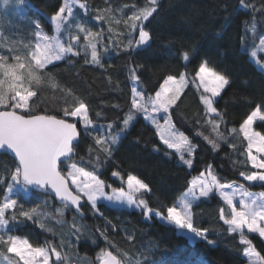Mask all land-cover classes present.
<instances>
[{
  "label": "snow or ice",
  "instance_id": "obj_1",
  "mask_svg": "<svg viewBox=\"0 0 264 264\" xmlns=\"http://www.w3.org/2000/svg\"><path fill=\"white\" fill-rule=\"evenodd\" d=\"M3 3L7 6L9 0H3ZM105 3L107 5V0ZM19 4L23 5L24 0H19ZM239 5L251 14L249 20L242 21L244 27L240 35L241 46H246L251 33L253 40L258 39L260 48L264 49V33L257 34L256 31L257 14L261 21H264V0H260L259 7L251 0L248 2L239 0ZM124 7H131V14L117 19L110 6L93 9L87 0H61L56 10L48 17L54 35H49L45 31L39 19L29 21L34 40L27 43L22 39H10L0 31V151L13 154L16 161L10 169H5V174H0V185L6 187L0 200V264H52L53 255L57 262L67 259V254L62 256L58 247L73 246L71 240L66 241L64 238L60 240L58 246L48 241H45L44 245H34L26 236L14 234L16 229L11 225L18 219L33 221L34 218L44 215L39 203L25 208L24 204L14 198L21 190L27 195L30 187L45 195L54 194L58 197L63 204L58 210L61 215L65 209L72 208L77 215L83 217L81 209L86 205L93 212L103 216L97 207L100 198L107 201H126L129 206L134 205L140 209L145 217L151 218L155 215L168 225L186 230L180 234L189 240L199 238L209 245H214L215 242L207 239L209 229L195 226L193 205L201 198H211L215 190L228 206V214L224 208L219 209V219L227 225V231L239 233L240 243L246 246L247 257L259 255L253 241L245 235V230L264 238V191L251 193L243 186L235 188L233 184L221 183L214 174V167L208 164L203 173L191 180V186L184 194V198L171 206H164L162 211L159 207L151 206L145 198L152 192L148 183L131 173L127 174L126 180L124 179L123 170L119 161L114 159V155L121 143V137L133 127L140 115L155 126L160 140L167 149H174L180 160L189 168L193 166L198 145L176 127L172 117L173 110L189 83L198 91L202 89L199 99L204 106L205 117L214 114L211 119L198 116L197 123L204 119V124L211 127L215 136L204 135L201 131H196L195 135L202 136L213 151L220 150L221 142L227 144V137L220 131L221 125L225 127L227 125L225 113L218 110L215 105L216 98L220 97L232 83L227 72L209 66L208 61L203 59L191 80L186 72H180L178 75L169 74L163 79L159 89L155 90L154 95L146 94L138 75L143 65L133 64L131 61L137 50L150 46L153 37L150 31L146 30L145 22L158 14L161 0H146L142 7L136 4ZM222 8L227 11L228 5L224 4ZM81 11L85 16L91 12L95 21L106 22L107 33L99 26L98 30L94 31L87 20L81 19ZM114 25H123L124 31L118 30ZM105 35L112 42L111 45L104 43ZM109 50L123 52L129 57L128 77L133 86L129 107L121 117L100 125L101 131L97 132V122L90 115L89 104L76 96L71 89L66 88L61 91L72 99L71 106L60 109L62 116L51 114L48 110L37 112L36 105L40 102L42 90L48 87L59 88L49 66L63 60H68L70 64L74 63L71 58L83 54L85 65L98 66L107 73L112 65H105L103 59ZM194 55L195 49H184L180 52V58L186 66ZM257 55L255 50L250 52L253 59ZM257 63L259 64V61ZM259 66L264 70V64ZM107 78L109 83H112V77L109 75ZM116 83L118 85L119 82ZM65 104H68L67 99ZM112 107L120 109L121 105L117 103ZM160 113H163V126L158 116ZM101 115L99 111L95 113L97 118ZM257 121L264 122V101L253 105L252 111L239 128L247 140L245 154L247 161L254 169L241 171L239 174L249 182H264V134L253 131V125ZM78 124L82 127L78 128ZM230 131L235 133L237 130L232 128ZM82 134L93 143L87 147L88 159L79 156L76 160L74 158L79 155L77 149ZM153 147L155 151L161 150L156 145ZM231 147L235 150L236 145L232 144ZM169 154L165 152V155ZM109 161L115 166L111 175L118 178L122 184H126L127 191L124 187L114 188L101 179L100 169ZM85 165L91 170H86ZM106 189L111 190V195ZM226 189L233 191L229 192ZM237 193H240L242 205L240 208L235 203ZM82 199L84 204L81 203ZM42 203L47 205L49 202L43 200ZM73 221L72 235L79 241L81 229L86 228V225L77 227L75 217ZM40 227L45 228L44 223L41 222ZM99 235L112 246L106 232L100 231ZM134 239V235H127V240ZM98 259L101 264H141V261L134 260L128 251L120 248H115V251L101 249Z\"/></svg>",
  "mask_w": 264,
  "mask_h": 264
},
{
  "label": "trees",
  "instance_id": "obj_2",
  "mask_svg": "<svg viewBox=\"0 0 264 264\" xmlns=\"http://www.w3.org/2000/svg\"><path fill=\"white\" fill-rule=\"evenodd\" d=\"M251 2L259 7L260 0ZM9 3L14 5L13 7L10 4L12 10L18 9L19 13H23L27 8V12L23 13L22 20H19L21 17L18 12L10 14L15 18V23L6 24L3 18L5 11H1L0 31L10 39H22L27 43L34 40L29 21L39 19L44 27L51 31L52 25L48 17L56 10L61 0H24L23 5L19 4V0H9ZM87 3L93 9L110 6L113 15L119 19L131 14V7L125 8V5L136 4L142 7L146 0H107V5L105 0H87ZM224 4L228 5L227 11L222 8ZM80 16L87 20L94 31L98 30L99 26L107 33V23L95 21L91 12L85 16L81 11ZM250 18V12L240 7L239 0H161L158 14L145 22L146 30L150 31L153 38L150 46L137 50L131 62L143 65L138 75L146 94L154 95L155 90L159 89V85L169 74L186 72L191 80L203 59L208 61L209 66L227 72L232 81L231 86L216 98L215 106L225 113L224 119L227 121L226 127L221 125L220 131L225 134L228 143L221 142L219 151H213L202 136L195 135L196 131H201L204 135L215 136L211 127L204 124V119L197 123L198 116L205 119L214 117V114L205 117L204 106L199 99L201 89L198 91L189 83L173 110L172 117L176 127L198 145L191 168L180 160L174 149H167L163 145L155 127L142 115L138 116L133 127L121 137L114 159L119 161L125 180L127 174L131 173L150 185L152 192L145 198L154 208L159 207L163 211L164 206L177 203L191 186V180L203 173L208 164L214 167V174L221 183L236 182L244 184L251 191H264V182H248L239 174L241 171L254 170L245 155L247 140L239 131L240 125L252 111L253 105L264 101V70L250 56L252 50L260 47L258 39L253 40L252 34L249 33L246 46L242 47L240 42L244 27L242 21ZM114 27L124 31L123 25ZM256 31L257 34L264 33V21H261L258 14ZM104 43H112L107 35ZM184 49H195V55L191 56L187 66L180 58V52ZM259 56L264 62V54ZM71 59L74 63L63 60L49 66L59 88L43 89L36 110H48L51 114L62 116L60 109L71 106L72 98L61 89H71L76 96L89 104L90 115L96 120V131L99 132L100 125L121 117L129 107L133 86L128 77L129 57L123 52L109 50L103 59L105 65H112L107 73L98 66L85 65L83 54ZM109 75L112 77V83L108 81ZM66 99L68 104H65ZM117 103L121 105L120 109L112 107ZM98 111L102 113L99 118L95 116ZM78 126L82 127L81 124ZM232 128L237 131L232 133ZM254 129L264 134V122L257 121ZM92 143L90 138L83 137L82 134L77 149L79 155L74 159L78 160L79 156H83L87 160V147ZM232 144L236 145L235 150L231 147ZM154 145L161 150L155 151ZM166 151L170 154L165 155ZM14 164L12 157L0 153V174H5V169H10ZM85 167L86 170H91L87 165ZM114 167L111 161L102 167L101 179L114 188H125L126 184L111 175ZM5 191L6 187L0 185V200ZM106 191L109 192L110 189ZM14 197L24 204L25 208L39 203L44 213L33 221L18 219L11 225L16 229L14 234L26 236L34 245H44L45 241H48L58 246L62 238L71 240L72 247H58L63 254H67V259L57 262L53 255L52 264H100L97 253L106 248L113 251L115 248L126 250L134 260L141 261V264H250L245 257L246 246L240 243L239 233H229L227 225L219 219L220 208H224L226 214L229 210L217 191L213 192L211 198H201L193 205L195 226L209 229L207 239L214 241V245H209L199 238L189 240L180 234L186 230L168 225L155 215L147 218L139 209L118 207L101 201L97 207L103 216L85 205L82 208L85 216L81 218L70 208L65 209L61 215L58 210L63 205H58L51 196L31 189L27 195L21 190ZM43 200L49 203L45 205ZM73 217L77 227L86 225V228L81 229L79 241L72 235ZM41 222L45 228L40 227ZM100 231L106 232L112 246L99 235ZM128 234L134 235L135 239L127 240ZM245 235L253 241V246L264 264V240L258 234L245 232Z\"/></svg>",
  "mask_w": 264,
  "mask_h": 264
},
{
  "label": "rangeland",
  "instance_id": "obj_3",
  "mask_svg": "<svg viewBox=\"0 0 264 264\" xmlns=\"http://www.w3.org/2000/svg\"><path fill=\"white\" fill-rule=\"evenodd\" d=\"M27 2V1H26ZM28 3H30V2H28ZM10 4L11 3H9L7 6H5L4 5V3H3V0H0V13H1V11H5L4 13H5V15H4V19H5V21H4V23H11V22H13V23H15L14 22V20H15V18L13 17V15H10V14H12V13H17L18 11V9H16V11H14V10H12V8L10 7ZM13 7H14V5L13 4H11ZM24 12H27V8H25L24 9ZM23 12V13H24ZM23 13H19L18 12V14L20 15V17H21V19H19V18H17V19H19V20H22L23 18L22 17H24V15H23ZM6 15H9V16H6ZM81 19H82V17H81ZM5 24V25H6ZM45 28V27H44ZM45 31L46 32H48V34L49 35H54V31H53V27H52V30L51 31H48L46 28H45ZM255 51H257V53H258V55H257V57L255 58V59H253V61H255L256 63H257V61H259V64L257 63V65L259 66L260 64H264V62H263V60H261V58H260V56H259V54H264V49H261L260 47H258V48H256L255 49ZM260 67V66H259ZM202 90V89H201ZM163 116V115H162ZM160 123H161V125L163 126L164 125V120H160ZM154 126V125H153ZM155 127V126H154ZM253 131H255V129H254V125H253ZM257 132V131H256ZM254 154H255V152H254ZM249 182V181H248ZM228 184H233L235 187L237 186H242L243 185V187H245L246 189H247V187L244 185V184H241V185H238V183H236V182H232V183H228ZM125 190L127 191V186L125 187ZM227 191H229V192H231V191H233V189H226ZM247 190H249V189H247ZM188 191V190H187ZM186 191V192H187ZM215 191V190H214ZM249 191H251V190H249ZM260 192V191H259ZM108 194L109 195H111V190L108 192ZM185 194V193H184ZM238 194V199H237V197H235V203H236V201L237 200H239L240 201V197H239V195H240V193H237ZM236 194V195H237ZM14 198H16V197H14ZM184 198V195H182L181 197H180V199L178 200V202L181 200V199H183ZM237 199V200H236ZM106 202V203H108V204H112V205H115V206H118V207H127V208H131V209H138V208H136L134 205L133 206H129L128 204H127V202L126 201H124V202H121V201H107V200H105L104 198H100V200L98 201V203L99 202ZM177 202V203H178ZM196 203V202H195ZM194 203V204H195ZM227 206V205H226ZM228 207V206H227ZM140 210V209H139ZM263 240H264V238H262ZM101 251V250H100ZM100 251L97 253V259H98V254L100 253ZM257 252V251H256ZM258 253V252H257ZM64 254H63V252H62V256H63ZM245 257L248 259V261L250 262V264H263L262 263V260H261V257H260V255H254L253 257H251V258H249V257H247L246 255H245ZM99 262H100V260H99Z\"/></svg>",
  "mask_w": 264,
  "mask_h": 264
},
{
  "label": "water",
  "instance_id": "obj_4",
  "mask_svg": "<svg viewBox=\"0 0 264 264\" xmlns=\"http://www.w3.org/2000/svg\"><path fill=\"white\" fill-rule=\"evenodd\" d=\"M78 128H79V126H78ZM80 139V138H79ZM0 153H5V154H7V155H9L10 157H12L13 159H14V156H13V154H10L9 152H3V151H0ZM15 161V160H14ZM16 162V161H15ZM29 189H31L32 191H34V192H38V193H42V194H44L43 192H40V191H37L34 187H30ZM49 196H51L53 199H54V201L58 204V205H63L62 204V202L60 201V199L58 198V197H56L54 194L53 195H49ZM81 203L82 204H84V200L82 199V201H81ZM76 215H77V213L72 209V208H70ZM81 211L83 212V210L81 209ZM79 216V215H78ZM84 213H83V217H81V218H84ZM100 264H101V261H100Z\"/></svg>",
  "mask_w": 264,
  "mask_h": 264
},
{
  "label": "crops",
  "instance_id": "obj_5",
  "mask_svg": "<svg viewBox=\"0 0 264 264\" xmlns=\"http://www.w3.org/2000/svg\"><path fill=\"white\" fill-rule=\"evenodd\" d=\"M162 115H163V113H160V114H158V116L159 117H161L162 118ZM161 120V119H160ZM254 151V150H253ZM238 185H241L240 183H238ZM243 186V185H242ZM235 187V186H234ZM238 187H240V186H238ZM237 186L235 187V188H238ZM249 191V190H248ZM249 192H251V193H259V191H249ZM261 192V191H260ZM186 193V192H185ZM184 195V194H183ZM236 197H237V199H238V194L236 195ZM239 197H240V195H239ZM222 199V198H221ZM236 199V200H237ZM223 200V199H222ZM224 202V201H223ZM225 203V202H224ZM226 204V203H225ZM236 205H237V207L238 208H240V207H242V205L240 204V201L239 200H237L236 201ZM245 232H247L246 230H245Z\"/></svg>",
  "mask_w": 264,
  "mask_h": 264
}]
</instances>
